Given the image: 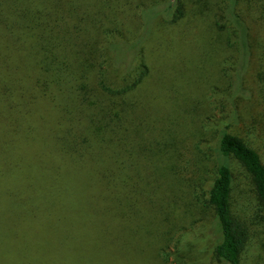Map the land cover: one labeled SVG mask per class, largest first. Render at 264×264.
<instances>
[{"label":"trees","instance_id":"1","mask_svg":"<svg viewBox=\"0 0 264 264\" xmlns=\"http://www.w3.org/2000/svg\"><path fill=\"white\" fill-rule=\"evenodd\" d=\"M197 55L222 66L213 90L242 95L264 134V0H0V264H87L77 234L101 235L107 259L116 250L132 264H167L159 247L191 206L219 235L212 260L243 264L264 224V160L232 123L215 134L199 124L209 151L196 145L205 100L193 104L210 72ZM106 65L132 81L109 87ZM163 111L171 132L156 123ZM209 154L216 170L202 178ZM233 161L252 186L241 217ZM193 173L200 198L161 219L148 179L193 190Z\"/></svg>","mask_w":264,"mask_h":264},{"label":"rangeland","instance_id":"2","mask_svg":"<svg viewBox=\"0 0 264 264\" xmlns=\"http://www.w3.org/2000/svg\"><path fill=\"white\" fill-rule=\"evenodd\" d=\"M170 60L174 61L176 59L170 58ZM194 61H197L199 66L201 67H203V65L207 63L206 69L207 71H210L206 75V83L202 85V87L204 86V88L202 89L204 91L200 92L201 87L197 89L198 93L196 95L198 96L195 98V103L193 104V109L198 108L199 102L202 99L205 100V104L202 106V108L198 109V116L196 117L197 131L195 130V132L196 136H198L196 138V145H198L199 143V145H202L199 149L203 153L205 151H209L208 148L210 147V144L207 141H205V143L200 142L201 138L198 131L199 124L200 126L205 127V129H210L215 134L217 130L224 129L226 128V126H228V124L232 123L235 125L232 126L231 129H233L234 132L239 135L242 134L245 139L261 154L264 160V134L261 133L260 127L257 126L258 119H256V116L259 115L260 112L257 111L256 113H254V111L251 110L250 115H246L245 112L250 107L249 105H247L248 101L245 102L242 95L233 98L227 97L228 100L225 99L227 94L225 93L226 89L222 84L219 85L221 89H217L216 92L215 90H213V86L219 83L218 80L221 72H224L221 65H219V67L212 66L210 61L204 62L203 58L200 55H197L193 62ZM106 67L108 68L107 85L109 87L127 85L132 81V78L128 76V73H126L127 71L124 68L111 67V65H106ZM251 81V79L248 80L245 87L253 92ZM199 86L200 83H196V88H198ZM248 90H244V92L250 93ZM248 93L244 94L248 95ZM165 113L166 112L163 111L162 113L158 114L159 119H157L156 123L158 126L161 123L159 128L169 125L168 129L171 132L173 130L170 124L172 120L175 119V117L171 118L170 120L168 117H165ZM205 117L208 118L206 122L203 121ZM199 121L200 123H198ZM213 133H211L208 137L211 138ZM193 150L195 151V153L199 151L196 147H194ZM209 159L210 160L206 162L205 170L201 171L200 176H202V178H210V176L215 173L216 165L213 159V155L209 154ZM232 168L234 173V211L236 212V215L241 217V205H243L247 210H249L254 205L253 194L251 191L252 186L245 170L238 163H235L233 161ZM146 175L151 176V173L146 172ZM191 179L197 181L196 187L193 190L192 187H185V189L183 190L178 182L175 183L177 184L175 190H165V182L172 181V179H163L164 185L161 189H159L157 188V183L155 182L154 177H150V179H148V182L150 184L149 190L153 189L155 192V194H153V199L155 201L154 208L158 209L157 215L161 219L163 218L161 217L160 211L166 210L171 212L170 207H173L180 203L183 204V202L187 200L192 204V202H196L195 199L200 198L199 188L197 187V185L199 184L201 177L198 181L197 177L194 174V177L192 176ZM158 196L162 199L159 200ZM163 198H167L168 200H164ZM141 203L152 209V207H150L147 203L146 196L143 197ZM192 213H194V216H191ZM200 213L201 211L199 209L191 206L190 209L185 213L188 215V218L180 220L177 228L172 232L168 241H163V243L159 247L161 248L159 254L162 262L164 261L167 264H216V262L212 260V253L216 247V239H218L219 235H217L213 223L211 224L210 222H208L210 219V215H201ZM248 216L250 217L249 211ZM254 230L255 235H253L252 240L244 253L242 259L243 264H264V224L259 222ZM74 237L77 238L82 246L88 251L81 252L88 253L90 257L94 258L88 261L90 257L84 256V260L87 259V264H96V260L101 261L102 263L103 260H107V264H132L124 256L123 258H116L117 253H119L116 252V250L113 251L115 259L105 258L104 253L100 252V250H102V245L104 244V242L102 241V236L99 234H77L74 235ZM108 237L118 241L123 237V235H121L120 231L116 229V234L114 233V235H108ZM30 238H33L38 243H40L49 240L51 238V235L32 234ZM42 247L45 251H48V246L43 245ZM93 260H95L94 263H92Z\"/></svg>","mask_w":264,"mask_h":264}]
</instances>
